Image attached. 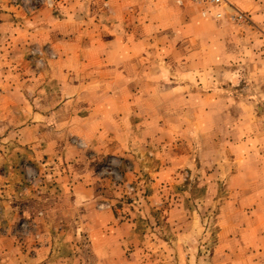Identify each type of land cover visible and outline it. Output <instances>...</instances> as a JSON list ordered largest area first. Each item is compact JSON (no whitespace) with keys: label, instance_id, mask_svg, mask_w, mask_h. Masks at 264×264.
<instances>
[{"label":"crops","instance_id":"crops-1","mask_svg":"<svg viewBox=\"0 0 264 264\" xmlns=\"http://www.w3.org/2000/svg\"><path fill=\"white\" fill-rule=\"evenodd\" d=\"M6 1L0 0V49L4 52L0 51V67L12 61L4 59L8 53L6 49H17L20 43L27 41L22 34V27L25 26L31 42H50L55 48H63L66 57L51 61L52 71L59 72L63 84L66 83L65 80L72 78L79 81L77 90L68 83L64 85L62 93L58 92L62 94L64 102L53 114L51 121L32 124L30 137L27 139L19 137L12 140L34 149L44 145L45 150L41 151L46 154L31 152V158L47 155L49 160L57 159L59 165L55 172V181L58 182L51 189L46 202L41 204L46 215L41 219L48 224L42 234L41 246L33 253L21 251L13 234L15 221L18 220L16 208L15 214H10V218L5 221L6 228L0 229V264H69V261L72 264H198V250L193 251L191 246L184 248L182 243L192 240L194 235L180 228V203L166 205V202H162L161 206H155L160 202L156 200L158 197L154 191L156 202H152L153 196H148L149 200H146L143 195V204L138 207L123 202L116 204V199L108 200L111 205L107 206L103 200L116 191L112 190L113 185L103 180L97 169L106 157L135 159L134 147L145 153L151 145L146 134L150 112L151 66L161 65L165 57L162 51L164 47L152 40L151 36L152 33L163 34L171 30H168L167 26L175 19L182 20L183 8L177 4V0H62L63 2H56L62 14L58 19L50 16L49 6L41 5L34 10L32 19L23 22L14 18L21 15L22 11L16 9L12 13ZM228 1L234 9L252 12L256 19L263 17L264 0ZM190 3L186 1V4ZM191 6L195 10L198 9L203 17L197 6L192 3ZM171 17L174 18L168 23L166 19ZM203 18L206 20L203 21L205 25H201L202 27L213 26L211 33L226 30V33L231 34L228 39L236 35L235 38H238L241 47L248 39V36L242 35L248 33H254L259 43L264 45V23L259 22L263 28L255 29V26V30H249L252 28L234 24L227 18ZM223 24L226 25L221 26ZM13 28L12 44L6 46L7 32ZM201 31L197 28L195 30ZM91 32H97L99 36H94L92 40L89 36ZM56 40L62 41L58 43V47ZM229 57L230 53L226 52L222 59ZM14 61L18 64L20 59L16 57ZM215 72L212 69L209 75L214 77ZM82 73L99 82L95 92L81 90L82 81L86 80L80 77ZM3 75L7 77L6 85L9 84L11 74L6 75V72H3ZM40 76L43 74L39 75V79ZM155 91H158L159 95L163 93L160 88ZM0 93L4 98L2 105L5 108L18 104L12 97H17L20 92L17 94V91L3 89ZM92 96L95 97V103L88 104ZM193 109L199 113V106ZM84 111L86 113L83 116L79 115ZM12 123L15 127L17 121ZM76 133L85 144H89V148H80L69 142V134ZM210 139L205 140V135L199 136L192 139L190 145H202L204 154L207 145L224 147L229 144L225 139L220 143L214 136ZM253 144L259 145L263 142L253 139L239 142V145ZM57 145L62 153L54 152ZM186 146L187 150L192 151L194 148L184 141L180 144L182 148ZM198 148L193 157L191 154L192 158L188 152L182 150L184 153L178 155L176 164L162 167L156 177L174 176L173 173H177L179 169L175 171V167L179 166L183 167L180 172L182 173L184 167H188V164L192 167L193 162L197 168L201 154ZM223 154L224 148L221 155ZM262 159L264 160V155ZM262 172L260 180L253 184L246 179L245 189L240 190L259 191L264 194V169ZM218 173H210L207 181H212ZM128 175L136 176L135 172H129ZM220 176L228 180L227 185L236 187L229 184L236 182V174L230 176L223 171ZM8 187L10 185H6L2 191H6ZM214 187V184H208V191H213ZM234 190L239 191L237 187ZM251 197L249 196V199ZM32 208L22 209L32 212ZM243 208V202L236 203L227 199L223 201L220 206L222 222L218 234V241L221 243L207 255L208 264H264V202L256 204L255 209L261 210L260 216L252 217L246 213L243 217H236L230 212L234 210L239 213ZM161 219L175 222V229L179 230L172 243L161 231L153 232L151 228L145 234L137 233L139 224H149L153 220L158 222ZM80 239L85 241L84 244L81 243L85 248L80 249ZM226 239L228 243H225ZM234 240H239L240 244L235 246ZM57 243H63L62 245L67 247L72 245L78 252L73 256L59 257L56 252Z\"/></svg>","mask_w":264,"mask_h":264},{"label":"rangeland","instance_id":"rangeland-1","mask_svg":"<svg viewBox=\"0 0 264 264\" xmlns=\"http://www.w3.org/2000/svg\"><path fill=\"white\" fill-rule=\"evenodd\" d=\"M59 1L63 2L62 0H7L6 2L9 3L12 13L16 9L22 11L21 15H16L14 18L25 22L33 18L34 10L41 5L49 6L50 16L58 19L62 15L56 5ZM186 1L188 2V0L176 1L184 11L182 20L175 19L169 24L167 29L171 30H167L168 32L152 33L151 36L152 40L164 47L162 51L165 54L161 65L151 66L150 112L146 125V134L151 145L147 147L145 153L134 147L135 159L120 156L106 157L99 163L97 169L102 174L103 180L113 185L112 190L116 191L103 200L107 206L111 205L108 200L116 199V204L123 202L138 207L143 204V195L149 200L148 196L154 198V191L158 197L156 200L160 202L155 206H161L162 202H166V205L180 203L179 219L182 218L179 223L180 228L194 235L192 240L182 241L183 246L184 248L191 246L195 252L198 250L197 258L200 259L198 264H208L207 255L221 243L220 240L218 241V234L222 222L220 206L224 200L243 202L242 212L235 213L234 210H230L236 217H243L246 213L252 217L261 215L259 213L261 210L255 208L257 202H264V194L259 191L244 192L240 188L245 189L246 179L255 184L261 179L264 169L262 159L264 45L259 43L254 33L242 35V37L248 36L242 47L238 38H235L236 35L228 39L230 33H226V30H216L211 33L213 26L202 27L206 19L201 17L198 9L195 10L190 2V5L186 4ZM247 13L254 20L253 27L248 26L252 28L249 30L263 28L260 27L259 22L264 23V14L263 17L256 19L252 12ZM173 18H167L166 21L169 23ZM218 23L216 24L220 25ZM176 26H178L177 31L174 32ZM255 26L257 28L254 29ZM22 28L23 38L27 41L20 43L17 49H6L8 53L4 59L12 61L0 67V91L10 89L12 92L17 91V94L21 93L17 97H12L18 101V104H12L7 108L2 105L4 98L0 93V229L6 228L5 221L10 218V214H15L17 208L18 220L15 221L13 234L23 253H33L41 246L42 234L48 225L41 219L46 216L45 208L41 207V204L46 202L51 189L58 182L55 181V172L59 163L57 159L49 160L47 155L31 158V152L46 154L41 151L45 150L44 145L34 149L12 140L19 137L27 139L30 137L32 124L51 121L54 118L53 114L64 102L62 94L58 92L62 93L64 85L68 83L77 90L76 85L79 80L72 78L65 80L66 83L63 84L59 72L52 71L51 68L52 60L66 57L63 48H55L50 42L33 43L27 37L25 26ZM196 28L202 31L195 32ZM7 33L6 46L12 44L14 28ZM89 36L94 40L93 37H98L99 34L91 32ZM55 42L58 47V43L62 41ZM0 51L4 53L1 49ZM226 52L230 53V57L222 59ZM16 57L20 59L18 64L14 61ZM212 69L216 71L214 77L209 75ZM3 72H6V75L11 74V81L7 85V77H4ZM40 74L43 76L39 79ZM86 75L84 73L80 75L81 78H86L85 82L82 81L81 90L95 92L99 82L94 78L89 79ZM159 88L163 92L161 95L155 91ZM90 103H95L94 96L90 97L88 104ZM198 106L199 113H196L193 108ZM86 111L79 115L83 116ZM14 121H17L15 127L12 123ZM203 135L205 140L214 136L220 143L225 139L229 144L224 147L207 145L203 154L202 145H190L192 139ZM252 139L257 142L262 140L263 144L239 145V142ZM183 141L189 147H194L193 150H187V146V148L180 147ZM69 142L80 148H89V144H85L77 133L69 134ZM58 148L57 145L54 152L62 153L63 151ZM196 148L201 151L197 168L193 162V166L186 165L182 173L180 172L183 167L179 166L175 167V171L179 169L177 173H173L174 176L156 177L162 167L176 164L178 155L184 153L182 150L188 152L192 158L197 153ZM223 148L224 154L221 155ZM223 171L230 176L237 175L236 182L229 184L236 186L238 192L234 190L236 187L227 185L228 180L221 178L220 173ZM129 172H135L136 176L128 175ZM210 173L219 175H214L212 181H207ZM208 184H214L213 191H208ZM6 185L10 187L2 191ZM130 187L134 188L132 192L129 190ZM249 196H252L251 199ZM156 200L154 198L152 202ZM23 207H33V211L23 210ZM174 223L167 219L158 222L153 220L149 224H139L137 233L145 234L151 228L153 232L161 231L165 237L171 239L172 243L179 232L175 229ZM84 242L80 239L78 244L80 249L86 247L81 246ZM225 243H228L227 239ZM62 244L57 245L56 252L59 257L73 256L78 252L74 246L67 247ZM234 244L237 246L240 241L234 240ZM69 264L72 262L69 261Z\"/></svg>","mask_w":264,"mask_h":264},{"label":"built area","instance_id":"built-area-1","mask_svg":"<svg viewBox=\"0 0 264 264\" xmlns=\"http://www.w3.org/2000/svg\"><path fill=\"white\" fill-rule=\"evenodd\" d=\"M200 9L203 17H211L216 20L227 18L230 22L240 26L253 27L254 20L245 11L234 9L228 0H188ZM130 187V192L133 191Z\"/></svg>","mask_w":264,"mask_h":264}]
</instances>
